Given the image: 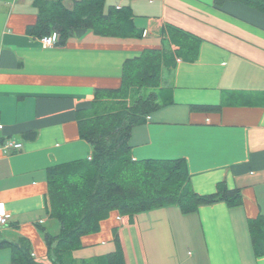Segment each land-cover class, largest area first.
<instances>
[{
    "label": "crops",
    "instance_id": "0c3cea01",
    "mask_svg": "<svg viewBox=\"0 0 264 264\" xmlns=\"http://www.w3.org/2000/svg\"><path fill=\"white\" fill-rule=\"evenodd\" d=\"M110 6H129L142 38L78 30L64 45L43 47L26 33L36 22L32 0H0V205L7 220L0 225V264H16L12 244L21 240L34 262L52 264L40 230L57 231L46 171L90 158L78 112L91 108L95 90L120 86L126 60L162 48L167 26L197 41V57L177 59L161 94L170 102L133 130L131 156L182 159L194 192L212 194L224 182L241 190L243 204L220 202L188 215L175 206L131 217L113 211L72 257L111 252L116 235L125 264H264L247 227L248 219L264 218V13L230 0L220 7L214 0H105V10ZM6 140L22 149L6 152Z\"/></svg>",
    "mask_w": 264,
    "mask_h": 264
},
{
    "label": "trees",
    "instance_id": "16d2710c",
    "mask_svg": "<svg viewBox=\"0 0 264 264\" xmlns=\"http://www.w3.org/2000/svg\"><path fill=\"white\" fill-rule=\"evenodd\" d=\"M32 0L36 22L26 29L35 38L57 35V44L64 45L75 31L90 30L102 37L140 39L129 6H110L105 0ZM228 0H214L220 7ZM264 13V0H230ZM166 44L160 49H146L139 57L124 62L120 86L112 90L97 89L88 111L77 115L81 139L91 147V156L47 169L49 218L57 225L53 234L41 228L52 264H125L118 238L114 250L77 262L72 253L82 248L83 236L95 233L100 222L116 211L121 216L170 206L183 215L195 213L199 207L223 202L229 208L243 204L240 189H229L224 182L216 191L199 195L193 191L190 175L182 159L134 160L131 137L136 126L167 105L159 91L162 72L174 68L177 59L194 61L197 41L174 26L162 31ZM175 47V49L171 48ZM201 112L220 111L219 106H191ZM255 257L264 256V218L258 215L247 220ZM12 262L37 264L28 242L12 244Z\"/></svg>",
    "mask_w": 264,
    "mask_h": 264
},
{
    "label": "built area",
    "instance_id": "2783aa9c",
    "mask_svg": "<svg viewBox=\"0 0 264 264\" xmlns=\"http://www.w3.org/2000/svg\"><path fill=\"white\" fill-rule=\"evenodd\" d=\"M40 42L42 44L43 47H51L54 46L57 42V35L56 34H52L49 37H43L40 39ZM2 148L7 152V151H19L22 149V143L16 140H6L5 142H3L2 144ZM6 215L5 212L2 208V206L0 205V225H5L6 224Z\"/></svg>",
    "mask_w": 264,
    "mask_h": 264
},
{
    "label": "rangeland",
    "instance_id": "374dc122",
    "mask_svg": "<svg viewBox=\"0 0 264 264\" xmlns=\"http://www.w3.org/2000/svg\"><path fill=\"white\" fill-rule=\"evenodd\" d=\"M169 72L168 71H166V70H163V72H162V80H161V85H160V87L158 88L159 89V91L160 90H165V86H166V82L168 81L167 79L169 78Z\"/></svg>",
    "mask_w": 264,
    "mask_h": 264
}]
</instances>
